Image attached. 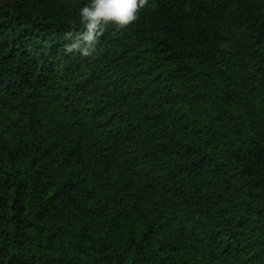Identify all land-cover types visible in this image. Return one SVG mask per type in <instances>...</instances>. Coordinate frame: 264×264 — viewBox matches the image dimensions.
<instances>
[{
    "label": "trees",
    "instance_id": "obj_1",
    "mask_svg": "<svg viewBox=\"0 0 264 264\" xmlns=\"http://www.w3.org/2000/svg\"><path fill=\"white\" fill-rule=\"evenodd\" d=\"M89 2L0 0V264H264V0Z\"/></svg>",
    "mask_w": 264,
    "mask_h": 264
},
{
    "label": "clouds",
    "instance_id": "obj_2",
    "mask_svg": "<svg viewBox=\"0 0 264 264\" xmlns=\"http://www.w3.org/2000/svg\"><path fill=\"white\" fill-rule=\"evenodd\" d=\"M145 0H90L79 9V19L83 25L74 38L69 50H79L89 55L109 23L124 26L134 21Z\"/></svg>",
    "mask_w": 264,
    "mask_h": 264
}]
</instances>
